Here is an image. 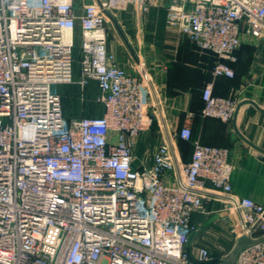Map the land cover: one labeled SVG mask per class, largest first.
<instances>
[{
  "label": "built area",
  "instance_id": "1",
  "mask_svg": "<svg viewBox=\"0 0 264 264\" xmlns=\"http://www.w3.org/2000/svg\"><path fill=\"white\" fill-rule=\"evenodd\" d=\"M155 1L0 0V264H193L185 250L205 201L223 203L234 241L254 240L235 264H264V204L232 193L227 148L161 125L150 165H133L153 90L135 54L133 73L116 64L108 25L120 31L115 12ZM166 24L216 58L213 77H232L242 38L264 30V0H172ZM90 80L103 114L67 120L56 86ZM201 99L203 116L225 122L237 107L211 83ZM176 138L191 143L188 162ZM192 257L211 260L209 246Z\"/></svg>",
  "mask_w": 264,
  "mask_h": 264
},
{
  "label": "crops",
  "instance_id": "2",
  "mask_svg": "<svg viewBox=\"0 0 264 264\" xmlns=\"http://www.w3.org/2000/svg\"><path fill=\"white\" fill-rule=\"evenodd\" d=\"M171 2L156 0L146 12L129 5L114 13L120 31L108 25V48L114 54L116 64L133 73L136 55L146 67L148 87L153 90L149 99L152 125L142 133L133 149V165H150L152 152L161 140V125L173 133L187 124L194 139L229 150L232 193L264 204V30L259 38H242L235 52L236 60L228 62L233 70L232 77H213L216 58L167 26V7ZM72 72L76 79L79 74L78 48L74 50ZM208 83H211L214 95L236 99L237 107L229 121L201 114V92ZM56 87L67 120L103 114L104 108L96 100L99 91L95 80H90L83 90L75 82ZM145 135L151 137L147 139L151 144L144 142ZM174 144L182 161L188 162L191 143L176 138ZM204 205L208 214L192 216L196 228L200 224L207 233L217 222L230 223L221 201H205ZM211 217L215 218L209 221ZM201 240L197 247L207 245L204 236ZM187 248L194 256L197 248L189 244Z\"/></svg>",
  "mask_w": 264,
  "mask_h": 264
},
{
  "label": "rangeland",
  "instance_id": "3",
  "mask_svg": "<svg viewBox=\"0 0 264 264\" xmlns=\"http://www.w3.org/2000/svg\"><path fill=\"white\" fill-rule=\"evenodd\" d=\"M74 40L75 44L78 45L79 37L77 34ZM149 134L150 132L147 135ZM147 135L144 136L146 139L144 142L148 145L151 144V141L150 139L147 140L148 137H150ZM197 218L199 219V217ZM202 236L206 238L207 245L210 248L211 256H214L215 258H222L223 255L227 254L230 251L234 243V235L231 232V223H227L225 221L217 222L215 226H213L207 233L205 232V229L202 227V225H197L195 232L189 240V245H191V247L193 248H197V246L202 241Z\"/></svg>",
  "mask_w": 264,
  "mask_h": 264
},
{
  "label": "water",
  "instance_id": "4",
  "mask_svg": "<svg viewBox=\"0 0 264 264\" xmlns=\"http://www.w3.org/2000/svg\"><path fill=\"white\" fill-rule=\"evenodd\" d=\"M215 217H211L209 219V221H212ZM254 240L251 239L248 236H241L239 237L234 245L232 246V248L230 249V251L225 255V257L223 259H218V258H214L205 262H198L196 261L190 254V250L189 248H186V254H187V259L189 262L193 263V264H211V263H216V262H221L223 264H235V258L236 255L238 253V251L243 248L246 245H249L251 243H253Z\"/></svg>",
  "mask_w": 264,
  "mask_h": 264
}]
</instances>
